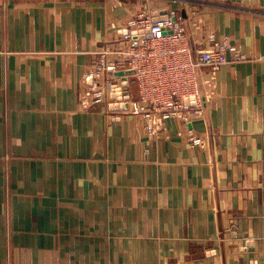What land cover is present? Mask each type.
Returning <instances> with one entry per match:
<instances>
[{"label": "crops", "instance_id": "obj_1", "mask_svg": "<svg viewBox=\"0 0 264 264\" xmlns=\"http://www.w3.org/2000/svg\"><path fill=\"white\" fill-rule=\"evenodd\" d=\"M146 8L246 56L203 118L155 136L80 99ZM0 264H264V0H0Z\"/></svg>", "mask_w": 264, "mask_h": 264}, {"label": "built area", "instance_id": "obj_2", "mask_svg": "<svg viewBox=\"0 0 264 264\" xmlns=\"http://www.w3.org/2000/svg\"><path fill=\"white\" fill-rule=\"evenodd\" d=\"M153 14L142 9L112 25L118 37L94 54L82 78L80 99L84 109L102 106L115 119L141 116L155 136L168 120L187 125L203 118L217 94L219 71L245 62L246 56L212 34L211 46L197 52L180 11L168 10L157 21ZM131 70L134 73L127 74ZM120 72L123 75H117ZM205 141L193 132L188 134L191 146Z\"/></svg>", "mask_w": 264, "mask_h": 264}, {"label": "water", "instance_id": "obj_3", "mask_svg": "<svg viewBox=\"0 0 264 264\" xmlns=\"http://www.w3.org/2000/svg\"><path fill=\"white\" fill-rule=\"evenodd\" d=\"M167 14V11L163 12V13H159V12H154V16L156 17L155 20L157 21L159 19V15H166ZM183 16L184 18H186L185 16V13H183ZM134 72L131 70V71H128L127 74H133ZM117 75H123V72H120L118 73Z\"/></svg>", "mask_w": 264, "mask_h": 264}, {"label": "rangeland", "instance_id": "obj_4", "mask_svg": "<svg viewBox=\"0 0 264 264\" xmlns=\"http://www.w3.org/2000/svg\"><path fill=\"white\" fill-rule=\"evenodd\" d=\"M147 9V8H146ZM151 10V9H150ZM152 11V10H151ZM170 11V10H169ZM155 12H159V11H155Z\"/></svg>", "mask_w": 264, "mask_h": 264}]
</instances>
